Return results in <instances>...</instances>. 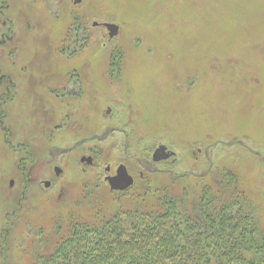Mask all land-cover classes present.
<instances>
[{
	"label": "rangeland",
	"instance_id": "1",
	"mask_svg": "<svg viewBox=\"0 0 264 264\" xmlns=\"http://www.w3.org/2000/svg\"><path fill=\"white\" fill-rule=\"evenodd\" d=\"M7 6L1 12L13 32L0 38V264H36L30 241L50 251L57 217L85 218L94 195L103 211L114 206L104 179L111 161L112 170L124 162L136 186L172 185L181 176L193 184L230 170L260 206L264 225V0ZM106 23L118 27L112 38ZM115 48L122 53L117 68ZM71 76L81 80L68 110L80 128L53 131L64 112L53 88ZM110 104L115 109L106 113ZM5 128L14 146L27 149L10 148ZM160 144L172 156L154 164ZM90 145L97 146L93 166L80 163Z\"/></svg>",
	"mask_w": 264,
	"mask_h": 264
},
{
	"label": "trees",
	"instance_id": "2",
	"mask_svg": "<svg viewBox=\"0 0 264 264\" xmlns=\"http://www.w3.org/2000/svg\"><path fill=\"white\" fill-rule=\"evenodd\" d=\"M120 58L115 50V68ZM182 180L111 191L115 205L104 211L94 195L85 218L57 217L50 251L30 241L32 258L36 264H264L261 208L235 174L220 169L193 184Z\"/></svg>",
	"mask_w": 264,
	"mask_h": 264
},
{
	"label": "flooded vegetation",
	"instance_id": "3",
	"mask_svg": "<svg viewBox=\"0 0 264 264\" xmlns=\"http://www.w3.org/2000/svg\"><path fill=\"white\" fill-rule=\"evenodd\" d=\"M81 0H74V4H77V3H79ZM9 2V0H0V20L1 19H4V21H5V23L4 24H6L7 25V29L5 30V32L6 33H3V32H1L0 31V38H5V39H11L12 38V32H13V28H12V25L10 26V25H8V20H9V18L8 17H6V15L4 14V13H2L1 11L7 6V3ZM60 4V3H59ZM56 5H57V3H56ZM8 7V6H7ZM57 7V6H56ZM58 8V7H57ZM2 14V15H1ZM107 24V23H106ZM103 26L105 25V24H102ZM9 26V27H8ZM9 28V29H8ZM76 26H75V29H74V31H76ZM73 31V32H74ZM11 34V36H8V34ZM76 33V32H75ZM7 35V36H6ZM63 48H70L69 47V45H64V47ZM116 50V48L114 49V50H112L111 51V55H113V52ZM119 52H121L120 50H118ZM121 56H122V53H121ZM114 63V61L112 60V64ZM115 64V63H114ZM116 70V69H115ZM117 72V71H116ZM118 78H114V80H117ZM68 81V82H67ZM66 82H67V84L66 85H61V86H58V87H55V88H53V89H57L58 90V94L55 96V98H57V101L56 102H59V104H61L62 106H63V116H61V118L60 119H58L57 120V122H55L54 123V125H53V131L54 130H57V131H59V130H64V131H67V130H69V129H73L74 130V132L76 131V130H78L80 127H79V125H77V124H73V122H74V120H71L72 118H71V112H69L70 110L71 111H73V107L72 106H74V97H76L75 95L77 94V92H78V94L80 93V95H81V80L80 79H78V78H75L74 76H71V77H69V79L67 80ZM6 83V82H5ZM9 83H11V84H13L12 83V81L11 80H9ZM77 86V88H78V91L76 90V87ZM8 87H9V84H8ZM6 88V92L8 93L9 92V88ZM13 88H15L14 86H13ZM52 92H54L53 90H52ZM88 103H89V101H88ZM89 107H91L92 108V110H95L96 111V109H97V106H92V104L91 103H89ZM112 108L113 109H115L114 108V105H112V104H110V106L108 105L107 106V108H106V113H109V112H111V110H112ZM69 110V111H68ZM97 112V111H96ZM0 113H2L1 112V110H0ZM1 118V117H0ZM120 127H123L122 125L120 126ZM119 127V129L121 130H119L118 132L119 133H123V134H126L125 133V130H124V128H120ZM4 133L6 134V137H7V141H8V144H9V146H10V148H15V147H23V148H26L27 146L25 145V143L24 144H21V143H17V144H15V146L12 144V142H11V140H10V130H9V128H5V131H4ZM92 139H88V144L90 143V142H92L91 141ZM126 140H127V137L124 135V137H123V145H125L126 144ZM128 141V140H127ZM96 147L97 146H88V151L86 152L87 154H88V156H86V155H84L85 157L84 158H89V160H90V162L91 163H86V161H85V159H84V161L82 162L81 161V159L83 158L82 156V158L80 159V163L81 164H87V165H94V164H96ZM160 147H165V146H163L162 144H160V145H158L157 147H155L154 148V150H153V152H152V154H151V160H152V163H154V164H156V163H159V162H161V161H159V162H154L153 161V154H154V152L158 149V148H160ZM123 148H124V146H123ZM166 148V147H165ZM27 149V148H26ZM165 152H167V153H169V154H172L171 152H169L167 149H166V151ZM158 154H163V152L162 151H160ZM172 156V155H171ZM162 161H165V160H162ZM115 163V161H111L110 163H108L109 165L108 166H106V168H105V172H107V174L105 175V177H104V179L106 178V177H110V176H114L115 174H116V169L118 168V166H120V165H124L125 166V168H126V171H127V173L132 177V179H133V184L131 185V186H133L134 185V176H133V174L129 171V169H128V167H127V165L124 163V162H121V161H119L118 162V165H117V167H115L114 168V170H112V164H114ZM56 168L57 169H60L58 166H53V168H52V172L54 173V175L55 176H57V174H56ZM61 171V170H60ZM45 182H48L49 184H50V182L49 181H47V180H44L43 182H42V184H43V186L45 187ZM106 182V181H105ZM107 183V182H106ZM13 185V182H12V180L10 181V186H12ZM109 186V185H108ZM131 186L130 187H128L127 189H125V190H122V191H116V192H125V191H127V190H129L130 188H131Z\"/></svg>",
	"mask_w": 264,
	"mask_h": 264
},
{
	"label": "water",
	"instance_id": "4",
	"mask_svg": "<svg viewBox=\"0 0 264 264\" xmlns=\"http://www.w3.org/2000/svg\"><path fill=\"white\" fill-rule=\"evenodd\" d=\"M104 27L108 30L109 38H112L115 36L118 32V27L113 24H105ZM160 151L163 152V154H158ZM166 151L165 147L158 148L154 154H153V161L159 162L162 160H167L171 157L172 154H169ZM85 159L86 163H91L89 158H82L81 161L83 162ZM60 173V169L56 168V174L58 175ZM105 181L109 185V189L111 191H122L127 189L133 184L132 177L127 173L126 168L124 165L118 166L116 169V174L114 176L106 177ZM49 183L45 182V187H48Z\"/></svg>",
	"mask_w": 264,
	"mask_h": 264
}]
</instances>
